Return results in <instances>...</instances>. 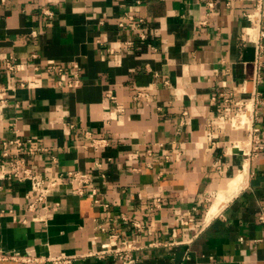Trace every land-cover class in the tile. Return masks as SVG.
<instances>
[{"label": "crops", "instance_id": "obj_1", "mask_svg": "<svg viewBox=\"0 0 264 264\" xmlns=\"http://www.w3.org/2000/svg\"><path fill=\"white\" fill-rule=\"evenodd\" d=\"M140 1L0 0V264H115L89 254L112 232L138 264H264V150L245 157L233 143L247 131L225 118L255 89L264 102L246 17L257 2ZM126 13L140 25L120 26ZM255 125L264 140V109ZM16 138L42 149L3 156ZM15 160L20 174L86 173L96 194L61 184L30 208Z\"/></svg>", "mask_w": 264, "mask_h": 264}, {"label": "built area", "instance_id": "obj_2", "mask_svg": "<svg viewBox=\"0 0 264 264\" xmlns=\"http://www.w3.org/2000/svg\"><path fill=\"white\" fill-rule=\"evenodd\" d=\"M204 1L209 9L215 4L214 0ZM255 1L257 2L256 10L251 14H247L246 17L253 23V27L250 29L255 32L253 41L256 48V61L253 82L257 85L263 78L261 68L263 65L262 56L264 52V29L262 26L264 13L262 11V0ZM140 3V0H136L134 8L136 9ZM126 19L131 20L130 25H140V21H142V19H140L139 22L136 23L133 16L126 13L125 16L121 18L119 25L123 26L126 23ZM243 35L251 36L252 34L249 31H244ZM139 36L144 38V32H139ZM5 64L9 70H15L18 66L14 59L7 60ZM79 84L80 78L78 72L73 73L66 81V85L70 87H76ZM225 100L228 103L233 101L231 97H227ZM260 109H264V102L261 93L255 89L248 99L236 101V110L234 112H227L225 114V118L231 127L235 129H245L247 131V139L245 141L233 143L234 147L247 158L257 157L264 150L263 137L260 129L255 125ZM105 144H107V140L98 135H92L90 137V145L95 149ZM10 146L14 147L13 151L9 148ZM41 149V147L35 146L31 139L16 138L4 143L3 156L13 154L15 157H18L22 152L34 154ZM12 163H14L13 172L9 173L8 177L21 181H30L31 183L32 191L27 194V197L33 199L29 205L30 208H33L36 203L45 202L46 196L61 184H71L79 195H85L87 188L90 186L92 194H96V189L92 187L90 178L86 173L75 171L68 172L66 175L45 176L34 173L30 168L25 167L23 173L20 174L18 170L22 161L15 160ZM96 201L98 202V200ZM43 206L45 208L47 207V205ZM259 220L264 222V210L260 212ZM24 221L25 220H23V222ZM98 228L101 232H108L104 225H99ZM115 238V233H109L108 240L101 243L97 250L89 254L99 258L112 257L115 260V264H138L137 259L132 255V251L138 248L135 242L133 240H122L117 242ZM78 256L79 255H58L43 259L41 257L21 255L19 253L3 255V257H9L25 264H74Z\"/></svg>", "mask_w": 264, "mask_h": 264}, {"label": "bare ground", "instance_id": "obj_3", "mask_svg": "<svg viewBox=\"0 0 264 264\" xmlns=\"http://www.w3.org/2000/svg\"><path fill=\"white\" fill-rule=\"evenodd\" d=\"M217 209V208H216ZM215 210L213 211V214H214ZM211 216V214H209Z\"/></svg>", "mask_w": 264, "mask_h": 264}]
</instances>
